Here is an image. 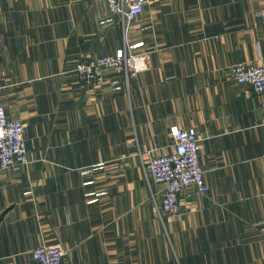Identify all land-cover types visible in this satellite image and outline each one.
Listing matches in <instances>:
<instances>
[{
	"label": "crops",
	"instance_id": "obj_1",
	"mask_svg": "<svg viewBox=\"0 0 264 264\" xmlns=\"http://www.w3.org/2000/svg\"><path fill=\"white\" fill-rule=\"evenodd\" d=\"M146 68L78 82L119 47ZM264 64V0H148L123 25L105 0H0V90L28 163L0 168V264H264V112L233 64ZM193 127L207 189L159 219L142 162ZM262 229V230H261Z\"/></svg>",
	"mask_w": 264,
	"mask_h": 264
},
{
	"label": "built area",
	"instance_id": "obj_2",
	"mask_svg": "<svg viewBox=\"0 0 264 264\" xmlns=\"http://www.w3.org/2000/svg\"><path fill=\"white\" fill-rule=\"evenodd\" d=\"M108 10L118 15L123 25L133 21L142 13L148 0H105ZM121 68L125 78L146 68L144 58L128 53L119 47L112 53L80 58L74 63L79 83L98 86L104 82V70ZM229 79L235 83L247 84L254 95L260 97L259 107L264 112V64L241 62L229 69ZM174 149L170 153L151 155L142 162L146 183L162 184L158 197H154V211L159 219L180 212V196L190 186L204 192L207 184L204 169L200 163V137L193 127L182 128L174 124L169 127ZM28 163V152L24 138V123L19 118L8 116L4 97L0 90V168L10 169ZM262 230V229H261ZM65 251L59 245L42 244L31 250L37 264H66Z\"/></svg>",
	"mask_w": 264,
	"mask_h": 264
}]
</instances>
